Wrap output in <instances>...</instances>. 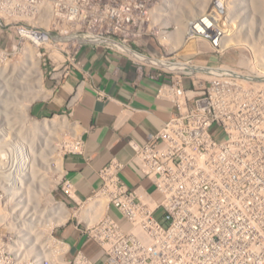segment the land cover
Instances as JSON below:
<instances>
[{
  "label": "built area",
  "instance_id": "built-area-1",
  "mask_svg": "<svg viewBox=\"0 0 264 264\" xmlns=\"http://www.w3.org/2000/svg\"><path fill=\"white\" fill-rule=\"evenodd\" d=\"M243 1L231 3L234 29L242 22L245 28L250 18ZM161 2L0 0L2 11H45L52 31L25 29L29 34H41L50 44H76L60 81L77 66L75 54L83 45H103L159 83L157 98L173 107L144 142L127 140L131 160L113 158L100 169V185L85 200L76 198L64 166L55 189L27 177L33 156L0 118V264H264V74L239 65L251 58L248 49L220 50L229 38L227 9L217 13L225 0H212L188 22L184 46L202 40L207 52L183 53L186 47L170 49L158 38L150 45L144 28L162 29ZM234 51V64L212 65ZM203 56L207 61L199 62ZM178 63L185 68L171 69ZM75 149L81 150L80 139ZM129 167L148 186H130L123 178ZM46 168L51 171V164ZM98 201L105 210L97 221L79 218L84 208L95 213Z\"/></svg>",
  "mask_w": 264,
  "mask_h": 264
},
{
  "label": "crops",
  "instance_id": "crops-1",
  "mask_svg": "<svg viewBox=\"0 0 264 264\" xmlns=\"http://www.w3.org/2000/svg\"><path fill=\"white\" fill-rule=\"evenodd\" d=\"M75 57L77 66L56 87L52 83L45 111L66 114L80 128L81 150L65 154L63 166L76 198L85 200L100 185V169L113 158L131 160L134 151L127 140L144 142L173 107L157 98L159 83L141 77L126 57L105 46L85 44ZM123 178L130 186L144 183L132 167Z\"/></svg>",
  "mask_w": 264,
  "mask_h": 264
},
{
  "label": "bare ground",
  "instance_id": "bare-ground-1",
  "mask_svg": "<svg viewBox=\"0 0 264 264\" xmlns=\"http://www.w3.org/2000/svg\"><path fill=\"white\" fill-rule=\"evenodd\" d=\"M179 1L180 0H162V2H161L162 5L160 4L158 6L157 11L162 12L163 9H165L166 12H170V11H176V9L180 8V7L184 8V9H186V7H188V6H186V7L181 6V3ZM183 1L184 0H182V2ZM193 1L194 0H192V4H189L190 7L191 8H193V7L198 8V6H196ZM173 2H174V4H172ZM210 2H212V0H209L208 4H210ZM231 3H232V0H225V3H224L225 7L224 8L218 7V10H217V13L219 14L222 11L225 12V10H223V9H227L226 10L227 22L225 21L226 22L225 23L226 29L224 32H225V36H228L229 38L227 40H225L226 45L223 43L220 50H222V49L225 50V49H228L229 47H232V48H238L239 50L241 49V52H243V51L245 52V50L248 49L251 52V58H248L249 56L246 55L245 58L240 59L239 65L243 66L245 68H249L255 72L261 71L260 74H264V0H245V3L243 1V3H244L243 11L248 10L250 18H249V20L246 21L245 28H244V23L241 21L242 23H239L238 24L239 26H237L235 29L233 28L232 25H230L231 20L233 19L230 17L231 8L233 7V5ZM169 4H172V7H168L170 9L168 11V10H166L165 7ZM206 7L202 10L201 13H199V14H197V16L196 15L195 16L198 17L199 15H201L205 11ZM194 8H193V10H194ZM154 12L156 13V9ZM0 13L2 14V16H4L5 12L3 13V11L0 10ZM188 15H190V14H188ZM196 17H194V18H196ZM194 18H192V19H194ZM181 19H183V18H181ZM170 20H171V18H170ZM33 21H34V23H37L40 25L41 24H47L45 11H41L39 16H37L35 19H33ZM161 21H162L163 26L172 25V24H166L165 23V21H166L165 16H162ZM183 22L184 21L182 20V21L177 23L178 32L176 34V37H174V38L176 41L179 40L178 42L174 43L175 40L171 39L172 34H169L171 32H165V31H162L158 35L159 41L163 42L164 44H168L170 49L171 48H183V47L185 48L186 47L183 52L192 51L191 46H184V41L186 39L187 33L190 31V26H189V23H185V22L183 23ZM188 22H189V20H188ZM198 27L199 26H197L195 28L197 29ZM245 29H246V31H244ZM17 30H18V33L22 37H26L27 40L32 41L33 42L32 46L35 48V49H32L31 47L27 46L28 47V48L26 47L27 51H26V49H24L25 54H26L24 56L26 58V60L25 59L24 60L28 64V66H26L25 70L27 71L26 75L28 77V81H29V85H30V88H29L30 92L29 93L35 98L29 99V100L26 99V100H23L22 102L21 101L19 102L17 97H15L16 94L14 93L15 96L13 95V89L14 88H12V89L8 90V92L6 94H8L13 99L11 100V102L5 101L4 99H2L4 97L1 94L2 90H0V107L3 108L2 111L5 112V114H6L5 116L9 115L6 113V111L13 112V114H11V112H10V116L14 115L13 118H14V120H16V122L14 124L9 122L7 126H9L11 128V130H13L15 132L18 139L24 144V146L26 148L29 149V152L33 156L34 161L31 164V170L29 171V174L27 175V177H29L30 179L32 178V180L36 181V183H38V185L40 184L41 188H43V189H47L48 185L46 184V182H48V184L50 183L49 184L50 188L53 189L57 186V184L59 183V179L63 175V165H62L63 157L61 156V153H59V155L56 154V149L54 148L55 143L52 141L56 137L57 132L58 131L61 132L63 129L64 130L67 129L68 132H70L69 130H71V132L74 134H78V133L75 132V130H76L75 125L73 126L72 124H70L69 121L64 116L55 115L51 119L45 118L42 120H38V119L34 118L32 116V114L30 113L31 106H32L31 104L33 103V100H35V99H44V100L46 99L47 100L52 95L51 91H48L44 86L45 80H43V79H45V78L43 77L42 63H41V59H40V54L37 52L38 46H40L42 44L50 45V43H49L50 40L47 39L45 36H42L41 34H33V33L31 34L30 33L31 34L30 35L25 30V28H17ZM170 40H173V43ZM76 41H78V40H76ZM195 48H196L197 52H199V48H198L197 44H196ZM121 49L123 50V48H121ZM125 51L130 53L135 59H137L139 61L143 60L142 58L133 55L128 50H125ZM194 53H196V52L194 51ZM185 66H186L185 64L178 63L175 66H173L174 68H171V67L170 68L176 69V70H182L185 68ZM13 70L16 71V68ZM219 70L223 71V68H220ZM59 77H60V75L58 74L56 76V78H59ZM1 85L3 87V83H0V86ZM11 92H12V94H11ZM10 97H8V98H10ZM14 97L17 99V103H15ZM67 130H65V131H67ZM38 135H39L40 139H42L44 141V143L38 142V139H36V137ZM47 138L49 140H47V145H46L45 142H46ZM39 145H41V146L44 145L43 146V152L41 153V156H39L37 154L38 150L36 149L37 146H39ZM47 148H49V151ZM47 154H49L48 159L46 157ZM22 156H26L23 149H22ZM34 162L35 163L38 162V164L41 165L42 167H47L49 164H51V166H52L51 170H53V172L59 176L58 177L59 179L57 181H53V180L49 181V177H48V175H46L45 172H41V171L37 170L36 167H34ZM37 191L40 193V190H37ZM98 202H100L99 207L97 208L95 213H91V212H89V210L84 208L80 213H78L79 218L87 220V223H93V222L97 221L103 215L104 210H105L104 201H98ZM65 214H66V216L70 217V212L65 211ZM249 255H250V253H249Z\"/></svg>",
  "mask_w": 264,
  "mask_h": 264
},
{
  "label": "rangeland",
  "instance_id": "rangeland-1",
  "mask_svg": "<svg viewBox=\"0 0 264 264\" xmlns=\"http://www.w3.org/2000/svg\"><path fill=\"white\" fill-rule=\"evenodd\" d=\"M208 1L209 0H194L193 2L195 3L196 6H198V8L193 7L194 8V10H193V8H191L189 5V4H192V0H184L183 2H182V0H180L179 2L181 3V6H184V7L188 6V7H186V9L180 7V8H177L176 11H170V12L164 11V13L166 14L165 15V18H166L165 23L166 24H172V25H165L162 27V29L160 31L171 32V33H169V34H172L171 39L175 40L174 37H176V34L178 32L177 23L182 21V20L185 23H188V20L190 21L192 18L196 17L197 14L202 12V10L207 6ZM37 12L38 11L29 12V10H26L24 12L23 11L22 12L3 11L4 16H2V14L0 13V83H3V87L1 85L0 90H2L1 94L4 97L2 99H4L5 101L11 102V100L13 99L8 94H6L8 92V90H10L12 88H14L13 89V95H14V93L16 94V96L15 95L14 96L17 97L19 102L20 101L22 102L23 100H26V99L29 100V99L35 98L29 93L30 92V89H29L30 85H29L28 77L26 75L27 71L25 70L26 66H28V64L25 62L26 58L24 57L26 55L24 49H26L27 46L31 47L32 49H35V48L32 46L33 45L32 41L27 40L26 37H22L18 33L17 28H25L27 30H38V31L43 32V33L51 32L52 28H51V26H48V24H41L40 25V24L34 23V21L31 19L32 14H34L35 16L38 15ZM83 12L85 13L86 11H83ZM59 13L61 14L62 17L65 16V14H67V12H59ZM188 14H190V15H188ZM85 15H86V17L88 16L87 14H85ZM170 18H171V20H170ZM181 18H183V19H181ZM90 19H92V18L90 17ZM147 26H148V29L144 28V31L149 32L146 34L151 35L150 36V45L151 44L154 45L153 42H157V40H158L157 38H158V35L160 34V31L157 30V28H154L153 26H149V25H147ZM173 40H170V41L173 43ZM178 41L179 40H177V41L175 40L174 43H176ZM161 43H163V42H161ZM196 44H197V46L200 47L199 50H201L204 53L207 52V46H206L205 42H203L202 40H201V42H198V43L194 42L193 43L192 51H195L197 53V50L195 48ZM132 45H133V47H135V45L133 43H132ZM164 45H168V44H164ZM76 48H77L76 44H73V43L65 44L64 41L59 43V41H55V40L52 41L50 45L42 44V45L37 47V52L40 54V59H41V63H42L43 77L45 78V79H43V80H45L44 86L48 91H51V94H52L53 86L55 85V83L57 81H60V78L58 79V78H56V76L59 74L61 76V78L63 77L61 66L64 65V61H65V65H68L67 54L72 55L73 51ZM26 51H27V49H26ZM235 52L236 51L231 52V53L225 55L224 57H219L216 59L211 58L216 63V64L213 63L212 65L221 66V65L234 64L235 63L234 62L235 57L238 55V53L237 52L235 53ZM197 59L199 62L207 61V58L205 56L199 57ZM15 68H16V71L13 70ZM52 83H54V85H52ZM11 94H12V92H11ZM8 97H10V98H8ZM17 99L15 98V103H17ZM47 102H48V99L47 100H44V99L33 100V103L31 104L32 105L31 110H30V113L32 114V116L38 120H42L45 118L51 119L52 117H54L55 114L49 115L45 111V104ZM2 110H3V108L0 107V118L2 119V121H4V119H5V121L7 123L10 122V123L14 124L16 122V120H14V118H13L14 115L10 116L11 111L10 112L6 111V113L9 115L5 116L6 115L5 112L1 113ZM11 114H13V112H11ZM57 115L58 116H64V114H62V113H59ZM66 119L69 121L70 124H72L73 126L75 125V129L77 130V131L75 130V132L78 134L72 133L71 130H69L70 132H68L67 129H65L67 131H65L63 129L61 132L58 131L56 137L53 139L52 142L55 143L54 145L56 147L54 146V148L56 149V154L59 155V153H61V156L63 157V161H64L65 154H67L70 151H74V150L77 151L75 149L76 148V141H78V139H80L79 137L81 135V131H80L78 124L74 123L73 120H71L69 117H66ZM5 121H4V125L7 126ZM36 139H38V142H41L39 135L36 137ZM40 147H41V145L37 146V148H36L38 150L37 154L39 156H40V154H39L40 153L39 152ZM47 149L49 151V148H47ZM48 155L49 154L46 155L47 159H48ZM63 161H62V164H63ZM36 167H37V170H39L41 172H46L47 173L46 175H48L49 180H53V181L57 180V178H56L57 174L54 173L53 170L50 171V169H48L46 167L41 168V166L38 164H36ZM143 185L148 186V183L144 182ZM53 189H55V188H53ZM54 193L57 196H60L61 186H59V189L57 191H54Z\"/></svg>",
  "mask_w": 264,
  "mask_h": 264
},
{
  "label": "water",
  "instance_id": "water-1",
  "mask_svg": "<svg viewBox=\"0 0 264 264\" xmlns=\"http://www.w3.org/2000/svg\"><path fill=\"white\" fill-rule=\"evenodd\" d=\"M84 42H89V43H93L94 41H90V40H85Z\"/></svg>",
  "mask_w": 264,
  "mask_h": 264
}]
</instances>
